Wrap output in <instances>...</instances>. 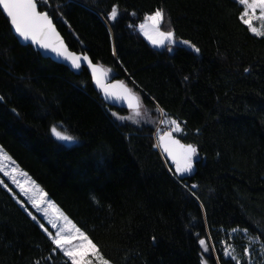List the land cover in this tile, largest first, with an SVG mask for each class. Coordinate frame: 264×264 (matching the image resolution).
<instances>
[{
    "label": "trees",
    "instance_id": "16d2710c",
    "mask_svg": "<svg viewBox=\"0 0 264 264\" xmlns=\"http://www.w3.org/2000/svg\"><path fill=\"white\" fill-rule=\"evenodd\" d=\"M206 1L49 0L41 6L70 50L88 54L139 94L151 119H159V106L181 123L185 135L177 137L198 149L193 171L182 178L154 146L156 124L117 120L111 113L131 111L107 106L87 71L75 75L22 46L0 11V146L111 264H235L224 256L228 232L246 228L264 239V174L251 165L264 158V57L224 43L206 16ZM220 3L244 46L263 50L264 38L239 19L243 6ZM113 6L115 21L107 15ZM158 8L165 13L162 30H173L199 53L156 49L144 39L138 25ZM242 122L257 131L249 141H258L225 156L209 133ZM58 123L80 143L57 141L50 129ZM6 184H0V264H64L39 226L51 231L49 225ZM199 238L214 250L203 252Z\"/></svg>",
    "mask_w": 264,
    "mask_h": 264
},
{
    "label": "snow or ice",
    "instance_id": "6c2138e0",
    "mask_svg": "<svg viewBox=\"0 0 264 264\" xmlns=\"http://www.w3.org/2000/svg\"><path fill=\"white\" fill-rule=\"evenodd\" d=\"M237 3L243 6L239 19L247 26V30L255 37L264 38V0H237ZM42 5L48 7L49 0H0V11L6 14L11 28L24 41H30L32 45L54 53L57 57L68 62L74 69L79 70L82 67V62L86 63L87 68L91 70V76L96 87L100 89L104 97L126 101L128 109L131 110L128 116H119L115 112L111 115L117 120L130 121L133 124L141 122L156 124L157 144L154 146L161 148L163 153H166L167 158L175 166V173L178 174V178H182L185 173H191L195 158L198 156V149L193 144L182 143L174 135L184 131L181 123L170 117L159 106L155 107V111L159 113V119H151L150 112L143 105L139 94L129 88L123 81L117 80L114 83H108L110 70L93 63L86 54H77L70 51L57 31L52 16L48 11L41 10ZM107 15L109 20L115 21L118 16L117 6H113ZM164 22L165 13L158 8L144 16L143 22L138 25V29L153 46L163 47L180 43L191 47L196 53L200 52V49L188 40L177 41L173 30H162ZM254 22H259V26H256ZM168 50L172 51V48L169 47ZM113 55H116L115 49H113ZM245 71L247 72L248 69L246 68ZM185 79L187 80V77ZM0 100H3V97H0ZM159 125L166 126V130L160 129ZM50 131L57 141L63 143H74L76 141V137L58 130L56 125H53ZM14 165L15 162L12 157L7 155L3 149H0V173L8 176L12 183L20 189V192L28 198L32 207L37 212H42L43 216L47 218L48 224L55 232L50 231L43 223H40L39 226L47 234L51 244L55 246L53 252L66 258L64 264H111V261L89 234L70 219L54 202L46 199L47 193L35 181L30 180L27 173L19 170ZM18 177H24L25 179L20 180ZM0 184L8 188L3 180H0ZM191 187L196 188L197 185L194 184ZM8 190L12 191L11 188ZM192 194L195 195V193ZM29 215H32V213L29 212ZM32 219L37 220V217L32 216ZM232 231L237 232L240 230L232 229ZM242 231L244 234H248V229L245 228ZM262 235H264V230H262ZM153 240H155V237H153ZM257 242L260 243V253L264 255V239H261V236L258 235H251L248 246L243 248L242 257L235 254V248H232L231 251L226 249L224 256L229 257L235 264H254L252 259L254 249L252 246ZM198 243L205 253L214 250L210 249L204 238H199ZM35 264H39V261H36Z\"/></svg>",
    "mask_w": 264,
    "mask_h": 264
},
{
    "label": "rangeland",
    "instance_id": "374dc122",
    "mask_svg": "<svg viewBox=\"0 0 264 264\" xmlns=\"http://www.w3.org/2000/svg\"><path fill=\"white\" fill-rule=\"evenodd\" d=\"M205 13H206V16L214 23V25L217 28L222 40L224 41V43H230V44H233L235 46L241 47L250 55L264 57V49L258 52V51H255L251 48L244 46L241 35L233 28V26L231 24L229 11L223 8V6L220 3V0H207L206 1V7H205ZM254 23L256 24V26H259V22H254ZM142 36H143V34H142ZM144 39L152 47H154L156 49H161V48L165 47V46H163V47L153 46L145 37H144ZM176 39H177V37H176ZM180 40H182V39H177V41H180ZM171 46H180V47H184V48L193 50L191 47L180 44V43H177L176 45H171ZM123 64L125 66H127L126 64H128V63H126V61L125 62L123 61ZM259 87L264 91V83L261 84ZM130 113L131 112H129L128 114L123 115V116H128V115H130ZM119 121L121 122V120H119ZM240 124H242V125L235 126L233 124H230V125L223 126V127H216L209 133V138L211 139L214 146H216L219 150L225 152V156H228L227 154L229 152L245 151L252 144H254L255 142L258 141V140L254 141V142L249 141V138L252 136L254 138H257L256 129H253V130L249 129L250 127H248V125H247L249 123H246V122H242ZM56 126H58V130L66 133L68 135H71L67 132V130L65 129L63 124L58 123V124H56ZM161 126H162V129L166 130V126H164V125H159L158 127L161 128ZM156 131H157V127H156ZM175 135L176 136H179V135L184 136L185 132L183 131L182 133H175ZM60 143L66 147H72V146L78 145L80 143V141L76 138V141L74 143H63V142H60ZM0 149H2L1 146H0ZM251 165L253 167L257 168L262 174H264V158H258V159L252 160ZM14 166L18 167L16 163ZM18 169L22 170L19 167H18ZM28 178H30V180H32L29 175H28ZM18 179L24 180L25 178L24 177H18ZM0 180H3L5 183L8 182V184L11 185L18 192V194L32 207L31 203L28 201V198L20 192V189L15 184L12 183L11 179L8 176H5V175H3V173H0ZM46 199L51 200L48 196L46 197ZM33 210L39 216H41L43 218V220L48 224V220H47V218H45L43 216L42 212H37V210L35 208H33ZM49 227L51 229L50 225H49ZM51 231L53 233L55 232L54 229H51ZM249 238H250V236L248 234L247 235L244 234L243 231L228 232L227 237L223 243L224 252L226 249L228 251H231L232 248H235V254L240 255L242 257L243 256V248L248 246ZM252 247L254 249L253 257H252L254 264H264V255H262L260 253V243L257 242ZM226 258L230 259L229 257H226Z\"/></svg>",
    "mask_w": 264,
    "mask_h": 264
},
{
    "label": "water",
    "instance_id": "95a60500",
    "mask_svg": "<svg viewBox=\"0 0 264 264\" xmlns=\"http://www.w3.org/2000/svg\"><path fill=\"white\" fill-rule=\"evenodd\" d=\"M5 17H6V14H4ZM10 23V22H9ZM55 24V23H54ZM56 26V24H55ZM11 27V25H10ZM57 28V26H56ZM12 29V28H11ZM13 31V34L15 35V37L17 38V40L19 41V43L22 45V46H31L33 48V50L37 53H39L43 58L45 59H49L51 60L52 62L58 64V65H62V66H65L66 68H68L71 72H73L75 75H80L84 70L87 71V73L89 74V76L91 77L92 79V76H91V70L87 68V64L86 63H83L82 62V67L81 69L77 70V69H74L71 67V65L66 62L65 60H63L62 58L60 57H57L54 53H51L49 51H45L43 49H40L38 46L36 45H32L30 41H24L22 38H20L14 31V29H12ZM57 31L60 33V31L58 30L57 28ZM61 37L63 38V40L65 41L64 37L62 36V34L60 33ZM65 44H66V41H65ZM67 45V44H66ZM68 47V45H67ZM69 48V47H68ZM70 50V48H69ZM71 51V50H70ZM77 53V52H76ZM77 54H81V53H77ZM88 55V54H86ZM89 56V55H88ZM90 58V56H89ZM91 59V58H90ZM92 60V59H91ZM94 63V62H93ZM97 64V63H95ZM99 65V64H97ZM101 66V65H100ZM103 67V66H102ZM104 68V67H103ZM105 69V68H104ZM118 79H115L110 73L108 74V80L107 82L108 83H114L115 81H117ZM92 83L94 85V87L96 88V90L99 92L100 94V98L102 99V101L109 107H112V108H116V109H119V110H125V111H131L130 109H128L127 107V102L126 101H123V100H115L114 98H111V97H104L103 93L100 91V89H98L92 79ZM128 86V85H127ZM129 87V86H128ZM130 88V87H129ZM175 135V134H174ZM176 136V135H175ZM177 139H180L176 136ZM181 140V139H180ZM182 142V141H181ZM183 143V142H182ZM159 150L161 151V153L167 158V155L166 153H163L162 149L159 148ZM169 159V158H168ZM170 160V159H169ZM171 161V160H170ZM191 173H185L183 174V176H188L190 175Z\"/></svg>",
    "mask_w": 264,
    "mask_h": 264
},
{
    "label": "built area",
    "instance_id": "2783aa9c",
    "mask_svg": "<svg viewBox=\"0 0 264 264\" xmlns=\"http://www.w3.org/2000/svg\"><path fill=\"white\" fill-rule=\"evenodd\" d=\"M43 6V5H42Z\"/></svg>",
    "mask_w": 264,
    "mask_h": 264
}]
</instances>
